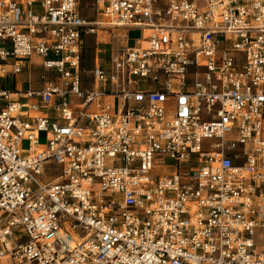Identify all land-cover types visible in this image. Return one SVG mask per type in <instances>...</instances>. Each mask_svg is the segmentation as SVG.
Returning a JSON list of instances; mask_svg holds the SVG:
<instances>
[{
    "label": "built area",
    "instance_id": "2783aa9c",
    "mask_svg": "<svg viewBox=\"0 0 264 264\" xmlns=\"http://www.w3.org/2000/svg\"><path fill=\"white\" fill-rule=\"evenodd\" d=\"M94 6L0 0V264H264V0Z\"/></svg>",
    "mask_w": 264,
    "mask_h": 264
},
{
    "label": "rangeland",
    "instance_id": "374dc122",
    "mask_svg": "<svg viewBox=\"0 0 264 264\" xmlns=\"http://www.w3.org/2000/svg\"><path fill=\"white\" fill-rule=\"evenodd\" d=\"M80 7L82 9L83 14L86 15L88 21L92 22H101V24L107 23L106 19L101 17L98 12H96L95 6H94V0H80ZM105 25V24H104ZM97 30V35L95 34H86L84 36V57H83V76L85 79L91 81L93 76L91 71L94 68L95 63V57H96V51L99 48H102V46H106L107 49H110L111 46H116L119 38H116L117 36L120 37V40H123V36L127 34L128 38L131 40L135 39H145L147 36V32L143 29H133V30H125L122 28H112L108 30V33H104V29L102 26H95ZM33 63L34 67H38V65L41 63L40 57L34 56L33 57ZM38 76L39 71L35 72L33 75L34 78V84H38ZM88 88L92 89L93 85L91 82L87 83ZM118 105V102H117ZM41 142H44L43 139H41ZM211 145V142H205L204 147H209ZM24 149H27V143L24 144ZM107 164H111L109 161H107ZM172 164V161L162 155H156L154 158V168H155V174L157 176L164 175L165 168L170 166ZM55 165L51 163V165L47 168V173L45 177L41 178V181L46 183L49 181L54 180L58 177V171L56 172ZM260 244H263V242H260Z\"/></svg>",
    "mask_w": 264,
    "mask_h": 264
},
{
    "label": "crops",
    "instance_id": "0c3cea01",
    "mask_svg": "<svg viewBox=\"0 0 264 264\" xmlns=\"http://www.w3.org/2000/svg\"><path fill=\"white\" fill-rule=\"evenodd\" d=\"M92 22V21H91ZM127 31V30H126ZM131 40V39H130ZM37 70H40V68L36 69L35 72H37Z\"/></svg>",
    "mask_w": 264,
    "mask_h": 264
}]
</instances>
